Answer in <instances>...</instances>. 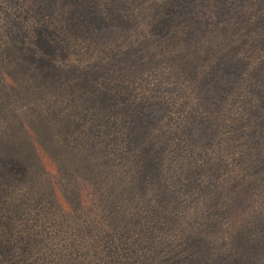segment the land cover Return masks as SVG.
I'll list each match as a JSON object with an SVG mask.
<instances>
[{
	"label": "trees",
	"instance_id": "1",
	"mask_svg": "<svg viewBox=\"0 0 264 264\" xmlns=\"http://www.w3.org/2000/svg\"><path fill=\"white\" fill-rule=\"evenodd\" d=\"M263 48L264 0H0V264H264Z\"/></svg>",
	"mask_w": 264,
	"mask_h": 264
},
{
	"label": "rangeland",
	"instance_id": "2",
	"mask_svg": "<svg viewBox=\"0 0 264 264\" xmlns=\"http://www.w3.org/2000/svg\"><path fill=\"white\" fill-rule=\"evenodd\" d=\"M264 49V48H263ZM208 151V150H207ZM186 195V194H185Z\"/></svg>",
	"mask_w": 264,
	"mask_h": 264
}]
</instances>
